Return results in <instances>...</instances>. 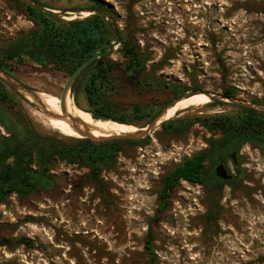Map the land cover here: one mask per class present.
I'll return each mask as SVG.
<instances>
[{"label":"rangeland","instance_id":"obj_1","mask_svg":"<svg viewBox=\"0 0 264 264\" xmlns=\"http://www.w3.org/2000/svg\"><path fill=\"white\" fill-rule=\"evenodd\" d=\"M24 1L67 21L90 16L88 0ZM103 1L111 10L107 20L146 59V85L119 81L113 100L154 105L158 112L187 93L223 94L232 88L236 99L264 106V0ZM35 29L22 2L0 0V49ZM106 58L125 62L122 43ZM15 66L13 72L2 70L38 94L60 98L69 78L64 71L31 62ZM0 83L12 97L3 106L19 124L27 122L57 139L80 140L46 126L37 105L1 76ZM165 85L186 90L177 94ZM79 101L87 106L83 94ZM208 105L165 121L233 115L244 107L219 100ZM92 121L117 130L104 120ZM0 134L8 135L1 125ZM220 138V132L201 123L181 136L167 134L161 124L145 139L128 140L147 142L127 146L102 171L105 189L89 181L90 169L84 165L57 161L50 190L27 197L14 193L0 204V234L12 242L0 246V264H152L153 258L155 264H264V150L250 143L239 149L237 169L229 161L236 181L220 191L214 222H208L206 187L186 181L170 193L167 208L154 219L165 203L160 198L165 177ZM151 229L155 255L146 249ZM23 239L30 243H19Z\"/></svg>","mask_w":264,"mask_h":264},{"label":"trees","instance_id":"obj_2","mask_svg":"<svg viewBox=\"0 0 264 264\" xmlns=\"http://www.w3.org/2000/svg\"><path fill=\"white\" fill-rule=\"evenodd\" d=\"M25 12L36 29L19 37L7 47L0 49V68L13 72L15 64L34 63L43 68L64 71L69 77L77 68L95 53L107 51L116 41V32L107 20L111 10L103 0H88L91 9L100 12L83 19L63 20L52 13L43 12L37 6L24 0ZM122 52L125 62H116L102 57L93 62L72 85L73 99L78 107L88 111L97 120L114 121L130 128L146 126L161 112L153 106L141 104L127 105L113 100L117 94L119 81H127L136 86L146 85V59L140 49L121 34ZM177 94L185 92L181 86L165 85ZM84 95L86 107L79 98ZM225 97L235 98V89L224 90ZM12 100L11 93L0 83V125L8 135L0 134V204L11 194L27 197L40 191H48L55 185L51 174L57 161L84 165L90 169L89 181L105 189L102 171L116 162L117 156L127 146L145 144L147 141H106L94 142L90 139H57L36 132L29 123L19 124L3 106ZM216 103V102H215ZM219 103V102H217ZM240 112L233 115L210 117H179L162 124L169 135L181 136L192 125L201 123L210 131L220 132L222 138L212 139L209 148L192 157L185 158L165 177L161 200L154 219L168 206L170 193L181 181L205 186L209 195L208 222L216 220L215 207H219L220 191L225 184L214 174L216 162L228 153L250 143L264 150V113L237 107ZM135 125V126H133ZM153 219V220H154ZM154 235L148 233L146 249L152 255ZM29 244L26 239L19 241ZM10 239L1 237L0 246H10ZM152 264H155L154 258Z\"/></svg>","mask_w":264,"mask_h":264},{"label":"bare ground","instance_id":"obj_3","mask_svg":"<svg viewBox=\"0 0 264 264\" xmlns=\"http://www.w3.org/2000/svg\"><path fill=\"white\" fill-rule=\"evenodd\" d=\"M87 15V14H85ZM21 92L31 102L40 107L46 126L58 130L63 133H70L78 138L90 136L97 139L110 138L113 136H120L124 134H137L142 131V128L135 129L127 126L119 125L114 121H105L117 130H110L102 128L93 123V116L88 111L78 107L71 96H68L65 101V109L62 106L61 99L55 95L48 93H40L39 97L22 89ZM212 101L206 94H196L190 98L178 102L174 107L169 108L166 114L160 119L159 125L172 117H175L180 112L206 106ZM209 106V105H208ZM89 113V114H87Z\"/></svg>","mask_w":264,"mask_h":264},{"label":"water","instance_id":"obj_4","mask_svg":"<svg viewBox=\"0 0 264 264\" xmlns=\"http://www.w3.org/2000/svg\"><path fill=\"white\" fill-rule=\"evenodd\" d=\"M35 5H37L35 2H33ZM37 7L39 9H41L43 12H47V13H52L54 14L55 16H58L56 12H54L53 10L49 9V8H45V7H41L39 5H37ZM90 15H94V14H99L100 12L96 11V10H93L91 9L89 11ZM108 20H111L110 17H107ZM112 23V21H111ZM113 24V23H112ZM114 26V29H115V32H116V36H117V39L115 42H113L111 48L107 51H100V52H97L95 53L89 60H87L86 62H84L83 64H81L77 70H75V72L67 79L63 89H62V92L60 94V99H61V102H62V106L63 108L65 109V101H66V98L68 96H71V89H72V85L74 84V82L76 81V79L93 63L95 62L96 60L102 58V57H106V56H109L111 55V53L116 49V47L118 45L121 44V37L119 36V31L118 29L116 28V26L113 24ZM0 76L5 79L9 84H11L13 87H15L20 93L22 89L34 94L35 96L39 97V94L36 93V92H33L32 90H30L29 88H27L26 86L18 83L16 80H14L13 78H11L7 73H5L2 69H0ZM200 93H203V94H206L207 96L210 97L211 101L212 100H219L221 102H224V103H230V104H237V105H241V106H244V107H247V108H250L252 110H256V111H260V112H264V106H261V105H257V104H252V103H246V102H243L239 99H236V98H232V97H225L223 94H211V93H204V92H191V93H187L185 94L184 96H182L181 98L175 100L174 102L170 103L168 107L164 108L162 110V112L157 116L155 117L147 126H145L144 128H142L143 130L140 131L139 133L137 134H124V135H120V136H113V137H110V138H102V139H97V138H94V137H90V136H84L80 139H90L94 142H97V141H115V140H120V141H128V140H142V139H145L146 137L150 136L151 133L153 132V130H155L156 128H158L160 125H159V121L160 119L166 114V112L169 110V108H172L174 107L178 102L184 100V99H187V98H190L196 94H200ZM23 94V93H22ZM24 95V94H23ZM25 96V95H24ZM73 99V98H72ZM30 101V100H29ZM31 102V101H30ZM33 103V102H32ZM35 104V103H34ZM37 105V104H35ZM38 106V105H37ZM40 108V107H39ZM41 110V109H40ZM111 121V120H109ZM120 124H123V123H120ZM134 126V125H133ZM215 175L223 180V181H227L229 179H232L233 178V174H229L228 171L226 170L225 166L222 164V165H219L216 170H215Z\"/></svg>","mask_w":264,"mask_h":264},{"label":"flooded vegetation","instance_id":"obj_5","mask_svg":"<svg viewBox=\"0 0 264 264\" xmlns=\"http://www.w3.org/2000/svg\"><path fill=\"white\" fill-rule=\"evenodd\" d=\"M161 113V112H160ZM159 113V114H160ZM158 114V115H159ZM118 124V123H117ZM119 125H121V124H119ZM229 161H231L232 162V164H233V166H234V168L235 169H237L238 168V165H239V152H237V151H233V152H231V153H228V154H226L225 156H223L221 159H219L217 162H216V164H215V167H214V174H215V170H216V168L219 166V165H224L225 166V168H226V170L228 171V173L229 174H232V171H231V169H230V166H229ZM216 176V175H215ZM216 178L218 179V180H220L221 182H231L234 178H235V176L233 175V178L232 179H229V180H227V181H223V180H221V179H219L217 176H216Z\"/></svg>","mask_w":264,"mask_h":264}]
</instances>
